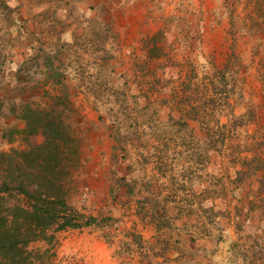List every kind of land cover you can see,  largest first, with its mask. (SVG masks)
Segmentation results:
<instances>
[{
    "label": "rangeland",
    "instance_id": "374dc122",
    "mask_svg": "<svg viewBox=\"0 0 264 264\" xmlns=\"http://www.w3.org/2000/svg\"><path fill=\"white\" fill-rule=\"evenodd\" d=\"M107 1L0 0V152L80 222L32 264H264V0Z\"/></svg>",
    "mask_w": 264,
    "mask_h": 264
},
{
    "label": "trees",
    "instance_id": "16d2710c",
    "mask_svg": "<svg viewBox=\"0 0 264 264\" xmlns=\"http://www.w3.org/2000/svg\"><path fill=\"white\" fill-rule=\"evenodd\" d=\"M49 146L52 144L48 141L28 151L0 152V264H32L36 256L28 249L30 243L44 242L54 232L80 227L77 216L69 211L66 216L59 213L58 207L64 202L53 195L58 186L52 180L42 177L48 196L27 190L41 172L61 174L50 161L40 159ZM14 196L17 201L12 204Z\"/></svg>",
    "mask_w": 264,
    "mask_h": 264
},
{
    "label": "crops",
    "instance_id": "0c3cea01",
    "mask_svg": "<svg viewBox=\"0 0 264 264\" xmlns=\"http://www.w3.org/2000/svg\"><path fill=\"white\" fill-rule=\"evenodd\" d=\"M60 7L65 10H72L77 14L74 18L69 17H61L63 21H67L72 25V28H66L62 32L61 37L63 39H85V37H89L87 35L90 34V31L96 22L104 23V18L100 15L98 17L91 16L89 19H85L81 16H88L89 13H94V9H104L105 5L108 4L107 0H57ZM110 3V2H109ZM73 6V7H72ZM78 12H83L84 14H78ZM90 16V15H89ZM95 17V19H94ZM92 26V27H91ZM81 36L82 38H79Z\"/></svg>",
    "mask_w": 264,
    "mask_h": 264
}]
</instances>
